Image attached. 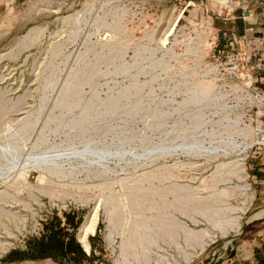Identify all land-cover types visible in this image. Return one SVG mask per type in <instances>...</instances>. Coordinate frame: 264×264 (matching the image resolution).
<instances>
[{"label":"rangeland","instance_id":"obj_1","mask_svg":"<svg viewBox=\"0 0 264 264\" xmlns=\"http://www.w3.org/2000/svg\"><path fill=\"white\" fill-rule=\"evenodd\" d=\"M209 262L264 264V0H0V264Z\"/></svg>","mask_w":264,"mask_h":264},{"label":"trees","instance_id":"obj_2","mask_svg":"<svg viewBox=\"0 0 264 264\" xmlns=\"http://www.w3.org/2000/svg\"><path fill=\"white\" fill-rule=\"evenodd\" d=\"M68 223V222H67ZM59 225V223H57ZM63 230V229H60ZM59 230V231H60ZM58 228L53 230L52 228L48 229V234H45L34 241L32 245H29L28 251H26V258L28 259H41L49 257L52 259H61L63 257L69 256L72 253V250L68 248V245L73 243V235L71 232H65L67 241L61 243L58 237ZM24 257H19L22 259Z\"/></svg>","mask_w":264,"mask_h":264},{"label":"water","instance_id":"obj_3","mask_svg":"<svg viewBox=\"0 0 264 264\" xmlns=\"http://www.w3.org/2000/svg\"><path fill=\"white\" fill-rule=\"evenodd\" d=\"M243 229V228H242ZM242 229H241V231H242ZM232 240H235V237L232 239ZM81 246V245H80ZM82 250L83 251H85L83 248H82ZM213 259H211V261H212ZM209 264H211L210 262H209Z\"/></svg>","mask_w":264,"mask_h":264},{"label":"bare ground","instance_id":"obj_4","mask_svg":"<svg viewBox=\"0 0 264 264\" xmlns=\"http://www.w3.org/2000/svg\"><path fill=\"white\" fill-rule=\"evenodd\" d=\"M234 227V226H233ZM236 227V226H235ZM86 247V246H85ZM88 247H86V249H87Z\"/></svg>","mask_w":264,"mask_h":264}]
</instances>
